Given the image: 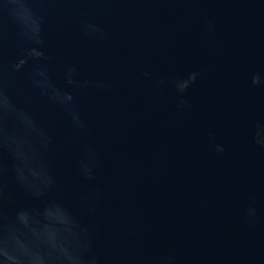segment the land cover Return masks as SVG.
<instances>
[{
  "label": "water",
  "instance_id": "95a60500",
  "mask_svg": "<svg viewBox=\"0 0 264 264\" xmlns=\"http://www.w3.org/2000/svg\"><path fill=\"white\" fill-rule=\"evenodd\" d=\"M0 264H264V0H0Z\"/></svg>",
  "mask_w": 264,
  "mask_h": 264
}]
</instances>
